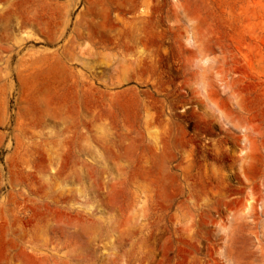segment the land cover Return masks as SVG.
<instances>
[{
	"label": "rangeland",
	"instance_id": "1",
	"mask_svg": "<svg viewBox=\"0 0 264 264\" xmlns=\"http://www.w3.org/2000/svg\"><path fill=\"white\" fill-rule=\"evenodd\" d=\"M0 264H264V0H0Z\"/></svg>",
	"mask_w": 264,
	"mask_h": 264
}]
</instances>
